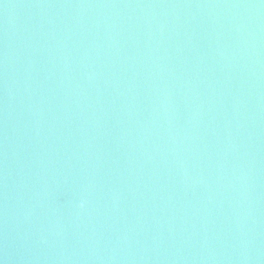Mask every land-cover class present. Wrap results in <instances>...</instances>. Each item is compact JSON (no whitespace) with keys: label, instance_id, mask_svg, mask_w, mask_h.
Masks as SVG:
<instances>
[{"label":"water","instance_id":"obj_1","mask_svg":"<svg viewBox=\"0 0 264 264\" xmlns=\"http://www.w3.org/2000/svg\"><path fill=\"white\" fill-rule=\"evenodd\" d=\"M0 264H264V0H0Z\"/></svg>","mask_w":264,"mask_h":264}]
</instances>
